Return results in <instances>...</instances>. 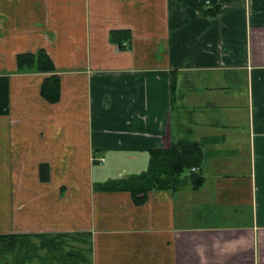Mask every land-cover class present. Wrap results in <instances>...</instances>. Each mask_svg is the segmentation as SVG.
<instances>
[{
    "label": "crops",
    "instance_id": "1",
    "mask_svg": "<svg viewBox=\"0 0 264 264\" xmlns=\"http://www.w3.org/2000/svg\"><path fill=\"white\" fill-rule=\"evenodd\" d=\"M180 140L197 185L110 189ZM0 227L86 235L91 264H264V0H0Z\"/></svg>",
    "mask_w": 264,
    "mask_h": 264
},
{
    "label": "trees",
    "instance_id": "2",
    "mask_svg": "<svg viewBox=\"0 0 264 264\" xmlns=\"http://www.w3.org/2000/svg\"><path fill=\"white\" fill-rule=\"evenodd\" d=\"M213 3L215 2L213 1ZM216 11H218V6L214 4L212 8L208 9V11L204 10L203 13L206 15H216ZM16 59L18 61V69L20 70L32 69L34 66L40 72H49L53 69L49 58L42 51H39L35 55L21 54ZM55 80V78H48L41 91L42 96L52 102L58 100L59 94L58 80H56V84L52 83ZM51 89L55 90L54 98H51ZM151 156L150 166L146 172L115 181L112 183L113 186L110 189L129 191L132 197L136 199L141 195L145 198L147 192L154 190L177 192V190L185 186L187 179L192 180L197 185L199 181L197 179L198 174H194L191 171L193 167H198L202 160V153L197 143L180 140L170 149L154 152ZM45 168L44 172L41 173L42 175L44 173V179L47 180L48 172ZM185 173L187 175L183 176ZM196 185L195 187H197ZM32 237L39 239V246L30 241ZM64 237L76 239L77 247L75 248L84 249H73L71 252H64V248L62 247L63 242L61 241L64 240ZM0 243L5 244V248H0V254L8 250L17 251L18 254H21L25 251L37 252L39 249H46L48 253L58 251V255L54 257V261L57 264H91V260H89L91 250L86 235L81 236L67 233L51 235H5L0 236ZM29 258L31 259L32 256H29ZM41 260L44 261V258L42 257ZM19 262L21 260L17 258L14 263L20 264ZM42 264L45 263L43 262Z\"/></svg>",
    "mask_w": 264,
    "mask_h": 264
},
{
    "label": "rangeland",
    "instance_id": "3",
    "mask_svg": "<svg viewBox=\"0 0 264 264\" xmlns=\"http://www.w3.org/2000/svg\"><path fill=\"white\" fill-rule=\"evenodd\" d=\"M37 234H44L42 231H13L11 229L5 230V228L0 227V236L5 235H37ZM31 242H34L39 246L40 242L37 238H31ZM63 242L62 247L64 248V252H71L73 249H84V248H75L76 246V239L72 237H64V240H61ZM0 248H5V244L0 243ZM58 255V251L54 253H48L46 249H39L37 252H23L21 254H18L17 251H11L8 250L7 252H3L0 254V264H15L17 258L21 260L19 262L20 264H42L43 262L45 264H57L54 261V257ZM29 256H32L30 259ZM44 258V261L41 260V258ZM47 258V259H46ZM42 261V262H41Z\"/></svg>",
    "mask_w": 264,
    "mask_h": 264
},
{
    "label": "built area",
    "instance_id": "4",
    "mask_svg": "<svg viewBox=\"0 0 264 264\" xmlns=\"http://www.w3.org/2000/svg\"><path fill=\"white\" fill-rule=\"evenodd\" d=\"M208 2V1H207Z\"/></svg>",
    "mask_w": 264,
    "mask_h": 264
}]
</instances>
